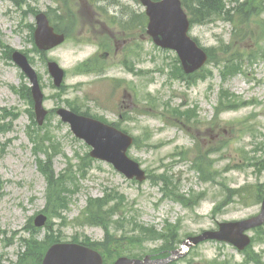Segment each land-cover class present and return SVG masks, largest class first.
I'll return each instance as SVG.
<instances>
[{
    "label": "rangeland",
    "instance_id": "374dc122",
    "mask_svg": "<svg viewBox=\"0 0 264 264\" xmlns=\"http://www.w3.org/2000/svg\"><path fill=\"white\" fill-rule=\"evenodd\" d=\"M226 1L227 5L235 4L234 0ZM258 2L261 10L242 25V30L248 34L239 45L240 49L254 53L255 63L226 78L217 67L208 64L202 73L206 78H198L187 86L169 75L177 64L176 53L156 46L144 34L141 26L144 21L143 6L139 0H103L97 3L94 0H61L59 4L52 0H31L22 8L16 7L10 0H0V41L30 57L31 65L40 76L44 107L51 110L74 105L81 112L119 123L121 129L136 138L137 146H132L128 154L140 163L149 177L142 182H133L111 164L98 160L90 162L83 179L76 167L67 169L64 180H69L71 184L79 180V184L61 213L64 218L71 220L78 216L87 199L101 197L107 193L106 188L108 193L117 190L125 197L127 215H132L124 224L125 237L144 240L151 235V230L146 233L137 230L133 223L136 221L146 227L154 225L157 232L173 230L175 241L180 245L187 235L213 229L218 222L242 219L259 211L260 204L249 200V205H244L235 195L224 206L212 211L225 197L218 182L234 189L240 186L253 189L264 184V173L257 172L264 159V38L256 37L262 31L261 25L264 26V0ZM87 4L103 5V16L93 18L84 12L79 13V7ZM58 6L63 10V19L70 18L68 22L63 21L70 34L53 49L36 50L30 28V25H35L31 8L48 13ZM51 14L52 23L56 24V13L51 11ZM92 18L102 20L100 25L93 23ZM105 21L107 24H104ZM233 29L231 22L216 18L205 24L193 25L190 34L202 46L216 48L230 40ZM117 31L119 41L126 40V45L119 51L120 58L126 54L121 66L125 67L133 61L141 73L133 76L125 71L117 57L113 56V49L107 62L97 60L96 63H89L90 69L96 64L98 69L104 68L101 74H80L75 70L78 64L93 57L95 52L97 55L100 40L105 39L101 34L109 35ZM108 40L109 37L105 41ZM2 46L0 264H15L17 253L24 247V240L30 238L28 224L31 222L32 225L33 219L46 207L47 183L39 161L44 165L50 160L53 171L59 173L69 162L79 165L90 147L74 136L69 125L62 122L56 112L49 114L43 128L33 125L28 134V105L14 88H21L29 81L12 59L3 55ZM48 60L56 61L64 69L62 88L54 86L46 66ZM113 77L122 80L112 82ZM123 89L133 95V100L142 111L125 121L118 114ZM224 92L239 97L248 105L215 116ZM199 152L207 153L209 168L217 171L216 182L202 181L191 167L194 156L190 153ZM50 154L53 155L48 159ZM161 174L164 177L169 175L162 183L167 191L182 197L184 194L191 200L197 197L195 203L190 205L184 200V206L172 199L170 194L162 196L160 185L153 183ZM202 192L203 197L196 204ZM49 221L58 223L61 218L48 216ZM57 229L54 228V233ZM75 232H78L79 238L85 234L91 239H100L104 235L99 226L69 224L63 227L61 240H71ZM44 233L45 228L39 229L38 239L43 238ZM248 234L252 243L246 251H239L226 243L207 241L192 247L176 264H198L199 261L216 264L219 260H225L226 264H264V228ZM158 245V241L144 240L132 250L143 256L157 251ZM117 255L112 256V260Z\"/></svg>",
    "mask_w": 264,
    "mask_h": 264
},
{
    "label": "water",
    "instance_id": "95a60500",
    "mask_svg": "<svg viewBox=\"0 0 264 264\" xmlns=\"http://www.w3.org/2000/svg\"><path fill=\"white\" fill-rule=\"evenodd\" d=\"M141 3L146 7V14L149 17L147 33L153 41L161 47L176 50L186 72L199 68L205 62L207 55L187 34L189 21L180 0H141ZM36 22L35 40L39 48L48 49L63 41L64 35L53 31L44 13L36 15ZM12 58L25 71L33 84L31 92L34 98L35 114L38 123L41 124L46 111L42 108V94L36 75L24 55L14 52ZM48 67L55 84L59 85L63 71L55 62H49ZM58 113L64 121L70 123L78 137L85 139L93 147L91 156L113 162L116 168L128 177L135 175L140 180L144 178V173L139 169L138 164L125 154L132 142L130 136L90 117L76 115L64 109L58 110ZM45 220L46 217L40 214L35 218V225L41 226ZM263 221L264 200L259 216L239 222L220 223L218 230L204 231L200 235L190 237L188 244H196L205 239H217L229 241L239 248H244L249 243V238L243 235L242 231ZM182 252L183 247L179 251H173L168 258L158 260H151L148 256L143 260L121 257L114 264H163L177 258ZM41 264H101V257L96 251L76 243H56L48 248Z\"/></svg>",
    "mask_w": 264,
    "mask_h": 264
},
{
    "label": "trees",
    "instance_id": "16d2710c",
    "mask_svg": "<svg viewBox=\"0 0 264 264\" xmlns=\"http://www.w3.org/2000/svg\"><path fill=\"white\" fill-rule=\"evenodd\" d=\"M15 1L17 4L22 2ZM182 5L186 9L188 16L190 18L191 24H205L210 21H213L216 18H222L227 21H231L235 25V30L233 33L238 37H241L245 34L242 30V25L247 21V19L254 14L255 12L260 11L259 2L257 0H242L241 2H237V4L233 7L227 6L226 0H181ZM61 16H59L60 18ZM58 21V20H57ZM60 22V20L58 21ZM7 49V48H6ZM8 51V49H7ZM210 54L211 60H216V62H224V69L226 72V76L235 73L241 68L242 62L236 57V53L239 52L232 50L231 44H220V46L216 48H210L208 50ZM219 52L221 59L218 60L215 57L214 53ZM241 59V54H239ZM250 57H253V53L250 54ZM181 70L178 66L174 67V73L177 75ZM29 91V88H25ZM230 94H226V104L222 105L219 108V111L234 109L239 107L242 103L238 101L235 96H229ZM29 96V92H28ZM27 100L30 99V96ZM200 171L202 173L208 172V163L203 164V159L200 161ZM264 167V164H262ZM42 173L44 174L47 181V193H46V207L45 212L48 213L49 216H58L64 221V217L61 215L62 210L67 206V201L69 200L68 194L72 193L69 189L71 186V182L69 180H64V173L59 175H55L50 160H48L42 167ZM210 172V171H209ZM163 179H166L162 176ZM207 178V177H206ZM75 185V182L72 184ZM110 198H96L89 199L88 204L86 206L83 222L95 225L102 226L106 232L108 231L109 225L112 222V217L118 214V211L122 209V203L116 204L115 206H109ZM119 219L115 220V223H119ZM144 232H148L151 230V235L148 237L150 239H158L164 238L165 243L162 244L161 249H173L176 245H174L173 240L176 238L173 230H166L164 232H157L153 228H143ZM27 229L30 233V238L24 240V250L18 254L17 264H40L43 254L50 245L55 241H59L60 238V228L57 229V232L54 233V224L52 222L48 223L46 226V234L44 238L41 240L37 239L38 229L34 228L31 223L28 224ZM106 239H112V236H106ZM132 241L137 239L135 237H131ZM139 240V239H137ZM113 239L110 242L103 243V250L106 252L107 260H110L112 256H114V252L111 250V245H113ZM170 264H176L175 262ZM214 264V263H210Z\"/></svg>",
    "mask_w": 264,
    "mask_h": 264
},
{
    "label": "flooded vegetation",
    "instance_id": "af4514ba",
    "mask_svg": "<svg viewBox=\"0 0 264 264\" xmlns=\"http://www.w3.org/2000/svg\"><path fill=\"white\" fill-rule=\"evenodd\" d=\"M127 97H128V101H129V103H131L129 106H130V107H133L134 105L132 104V99H131L130 95H127Z\"/></svg>",
    "mask_w": 264,
    "mask_h": 264
}]
</instances>
